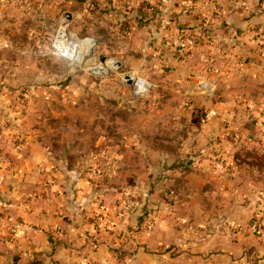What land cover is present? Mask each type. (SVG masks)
<instances>
[{
	"label": "rangeland",
	"instance_id": "1",
	"mask_svg": "<svg viewBox=\"0 0 264 264\" xmlns=\"http://www.w3.org/2000/svg\"><path fill=\"white\" fill-rule=\"evenodd\" d=\"M233 31L241 51L228 62ZM263 81L264 0H0L4 227L43 230L68 264H165L149 239L158 218L184 213L174 206L205 205L186 179L200 158L236 167L244 184L262 168L247 136L264 134ZM14 204L34 206L40 225L17 220Z\"/></svg>",
	"mask_w": 264,
	"mask_h": 264
},
{
	"label": "crops",
	"instance_id": "2",
	"mask_svg": "<svg viewBox=\"0 0 264 264\" xmlns=\"http://www.w3.org/2000/svg\"><path fill=\"white\" fill-rule=\"evenodd\" d=\"M191 21V16L187 14L182 17V22L185 23L184 25H186V23L189 25ZM195 30L197 31V29ZM237 33V31L230 33L228 38V45H230L228 48H230V52L228 51L226 53L227 55H225V57L227 60L225 61L229 62L235 53L238 54L241 51L239 36L243 37L241 34L243 32L238 35ZM212 50L215 52V46H213ZM215 53L217 54L218 52ZM245 61L246 60H243V62ZM259 68L256 69L255 74L257 75L259 74ZM231 77L232 75H229L227 85H230L231 79H238L236 77ZM258 77L262 79L261 75ZM211 80L214 81L212 76ZM214 83L215 86L218 85V83ZM229 90L231 94V89ZM225 94L226 93H224V95ZM223 109L224 107L220 106V111H223ZM223 126L225 127V125ZM223 126H220V128L223 129ZM227 128L229 130L232 128L242 129L241 126L237 127L236 125L233 127L228 126ZM254 128L255 127H252L251 124L246 127L247 131L245 136L251 135ZM224 137L225 135L221 137V145L227 143L232 144L235 140L233 138L229 139ZM247 139L249 142L251 141L250 143L247 141V143H249V146L252 148H262L261 151L263 152L259 154V156L263 158V160H261L262 168L252 169L251 172H248V179L246 180V184H244L240 176L237 175L239 169L236 167L231 166L228 170L221 167L220 170L213 171V169H209L208 166H204L208 159H205V157L202 159L200 158L196 162V164L199 163L198 171L196 172V168L193 167L194 171L189 172L186 175V179L187 183L191 184V188L189 187V189H191V191L196 190L194 194H199L198 198H205L203 199L205 205H197L194 200H187L182 204L180 203L174 206L178 208L181 205L184 209V211H182V208H178L181 212H184L183 214H179L178 220L173 219V222H170L158 218L161 223L160 227L164 230L161 231V233L157 230L155 234L150 236V239L148 237L149 242L154 246L155 252L147 255L152 256L154 263H157L158 260H162L161 257L165 256L168 258L165 260V264H177L176 258L170 259L173 255V250L176 248L174 244L179 246L183 245L181 250L184 249V251L180 254L183 258V264L264 263V237H260L250 229V222L254 214L260 213L264 218V134L259 138L247 136ZM5 143L8 146L10 144L9 140ZM13 155L14 157L21 156V152L15 151ZM253 155L254 154H251L250 156L253 157ZM216 156L222 159V163H224V161H230L233 165L235 162V160H232V156L225 153L218 152ZM193 163L195 164V161ZM257 174L261 175L260 181L258 180ZM196 180L198 183L196 186H193ZM214 187L216 188L215 191ZM211 192L220 194V196H218L219 198L217 197L214 202L213 199L210 198ZM11 206H13V204H11ZM258 208H260V210ZM2 209L3 207L0 204V212H3L1 211ZM12 210L17 220L20 221L23 219L29 222L33 220L34 223L40 225L34 218V212L37 211L34 206L29 207L27 204L17 206L14 204ZM186 211L190 212V214L194 211L199 215L187 217L185 215L187 213ZM7 223L8 220L0 215V264H68L61 260L62 258H66L64 252L61 251V245L51 254L52 246L48 241L47 234L44 233L43 230H18L13 235L6 229ZM168 228H171V230ZM18 244L22 250V252L17 255L19 260L14 263H9L10 256L6 253H14V251H17L15 248L11 247ZM164 244L168 245L167 248H170L168 251H163V248H161ZM60 254L62 255L61 259L58 258ZM68 254L72 253L68 252ZM54 255H57L55 256L56 258ZM141 258H144V256ZM74 264L77 263L75 262Z\"/></svg>",
	"mask_w": 264,
	"mask_h": 264
},
{
	"label": "built area",
	"instance_id": "3",
	"mask_svg": "<svg viewBox=\"0 0 264 264\" xmlns=\"http://www.w3.org/2000/svg\"><path fill=\"white\" fill-rule=\"evenodd\" d=\"M257 215L253 218V220L250 223V228L252 229V232L255 234H261V228L263 227L262 223L264 222V218L262 214L256 213ZM263 221V222H262Z\"/></svg>",
	"mask_w": 264,
	"mask_h": 264
},
{
	"label": "trees",
	"instance_id": "4",
	"mask_svg": "<svg viewBox=\"0 0 264 264\" xmlns=\"http://www.w3.org/2000/svg\"><path fill=\"white\" fill-rule=\"evenodd\" d=\"M186 170V169H185ZM188 171V170H187ZM12 250V249H11ZM15 250V249H14ZM6 254H8L9 256H10V258H9V263H14V262H16V261H18L19 260V258H17V254H16V252L14 251V253H12V252H8V253H6Z\"/></svg>",
	"mask_w": 264,
	"mask_h": 264
},
{
	"label": "water",
	"instance_id": "5",
	"mask_svg": "<svg viewBox=\"0 0 264 264\" xmlns=\"http://www.w3.org/2000/svg\"><path fill=\"white\" fill-rule=\"evenodd\" d=\"M100 62H101V64L104 62V56H101L100 57ZM126 78L130 81V76H129V74H126Z\"/></svg>",
	"mask_w": 264,
	"mask_h": 264
}]
</instances>
